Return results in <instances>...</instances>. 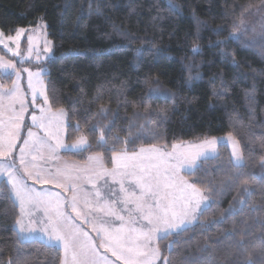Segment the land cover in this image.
Returning a JSON list of instances; mask_svg holds the SVG:
<instances>
[{
    "label": "trees",
    "instance_id": "trees-1",
    "mask_svg": "<svg viewBox=\"0 0 264 264\" xmlns=\"http://www.w3.org/2000/svg\"><path fill=\"white\" fill-rule=\"evenodd\" d=\"M260 3L264 0H0V28L6 34L41 20L47 25L53 56L39 68L48 70L44 79L50 105L67 113L68 142L85 136L91 145L62 151L63 157L85 162L99 154L110 167L113 151L170 147L229 133L238 140L242 167L231 163L229 145L220 143L218 155L198 161L200 167L186 173L215 203L199 217L203 223L160 239L158 264L165 259L169 264H264V28L257 36L249 30L241 34L237 27L250 7ZM233 31L239 41L229 39ZM217 41L226 43L214 46ZM0 51L14 59L1 46ZM0 81L9 86L13 76L0 75ZM149 88L174 98L157 96L145 104ZM221 89L226 94H219ZM101 107L109 109L106 115ZM146 107L163 110L166 118L145 113ZM32 112L33 107L24 125L31 126ZM93 124L104 129L108 147L97 143ZM131 124L136 127L125 131ZM130 135L138 136L134 143L116 140ZM240 200L247 202L243 210L228 215L230 207H241ZM19 216L11 186L2 179L0 264H62L61 247L17 235ZM221 216L223 222L213 223Z\"/></svg>",
    "mask_w": 264,
    "mask_h": 264
},
{
    "label": "snow or ice",
    "instance_id": "snow-or-ice-1",
    "mask_svg": "<svg viewBox=\"0 0 264 264\" xmlns=\"http://www.w3.org/2000/svg\"><path fill=\"white\" fill-rule=\"evenodd\" d=\"M237 27L242 30L241 34H243L244 21L240 20ZM220 30L222 29L216 31ZM25 31L23 28L16 31L17 47L8 49L13 56H21L18 41ZM4 39V34L0 32V44L8 48V45L4 44ZM7 39L12 40L13 38L7 37ZM229 39L239 41L240 37L233 31L230 33ZM28 40V58H30L32 37L29 36ZM223 43L226 41H217L214 46ZM249 43H255V41ZM192 50L194 53L198 52L199 47L194 46ZM50 51V48L46 49V52ZM221 55L228 56L230 53L222 51ZM40 59V54H36L35 60L40 61ZM233 65L239 66L235 60ZM0 71L14 74L17 81L21 78L22 72L27 73L28 88L31 90L30 103L34 106L31 114V126H26L24 125V116L28 111V101L24 95L20 94L17 87L0 90V157L9 160L8 164L0 163V175L7 176V183L11 186L20 208V216L14 224L15 230L21 239H26L39 232L49 244H59L66 256L71 250V264H108V252L115 258L113 264L116 261H122L123 264H156L160 258V251L158 247L154 246V239L156 237L167 238L173 234L180 236L191 227L203 223L199 217L215 203L195 184H190L187 181H181V194L172 195L178 171L183 169L190 173L195 172L200 167L198 161L206 159L210 154L218 155L215 145L221 141L232 144L231 163L237 168L243 166L244 161L238 146L239 142L232 140V134L229 133L226 138H221V141L215 137L201 141L200 144L194 146L198 151L191 154L168 153L155 146L148 149L140 148L138 153H133L131 156L113 151L112 159L117 163L111 170L103 169L101 166L102 170L95 174V180L102 181V183L99 187L93 183L95 189L93 192L89 193L80 189L79 195L73 194L66 202L61 200L59 193L41 195L33 185L28 183L29 180L34 181L35 184L56 182V187L63 189L64 184L59 181H72L77 177L72 176L67 169L51 170L43 164L36 163L37 156L32 153H39L45 148L54 154L60 149L65 151L86 150L91 145L85 136H80L73 144L62 142L60 136L66 130L65 122L63 119H56L54 124L53 121L57 115L63 117L65 114L62 109L58 114L51 112L42 80L45 69H37L35 72L27 68L18 69L14 62L0 58ZM148 93L149 95L144 98L145 104L147 99L157 96H172L174 98V94L162 92L159 88H149ZM219 94H226L225 90L221 89ZM5 96L9 99L7 122L4 120V105L2 103ZM38 96L42 98L40 104L37 103ZM36 108L40 110L41 115H36ZM108 111L107 108H100L101 114L106 115ZM46 113L48 114L46 115ZM145 113L158 116L161 120L166 118V113L163 110L157 112L146 107ZM85 119L87 120L88 117L86 116ZM148 123L151 124V121L149 120ZM32 126L42 130L43 135L33 132ZM106 127L111 133L113 125ZM132 127H136V125L131 124L124 130L131 132ZM74 128L77 131L80 130L79 121L75 122ZM140 128L143 131V126ZM90 130L99 131L97 143L100 146L108 147L103 128L93 124ZM22 132L26 133L23 138ZM137 138L138 136L132 137L131 135L128 139L117 136L116 140L127 144L134 143ZM17 143H20L18 158L13 156ZM176 147L173 145L174 149ZM112 148L109 150L112 151ZM28 156H31V159H28ZM17 159L18 164L16 163ZM41 159H43L42 156ZM88 159L98 161L102 157L89 156ZM124 159L146 160L148 163L120 164L119 161ZM118 176L119 179H117ZM112 184L118 185V188L112 187ZM70 186L75 193L76 186L74 184ZM102 189L106 190L107 195ZM245 192L249 197L252 194L247 186ZM89 196L92 197L91 200H89ZM45 199L50 205L51 212L50 214L46 212L44 219L25 211L26 206L36 207ZM81 202L88 209L87 212L82 210ZM118 203L122 205L119 209L116 207ZM238 203L241 207H230L228 215L241 212L247 202L240 200ZM123 212L127 213V219L122 214ZM94 213L102 214L98 225L95 223ZM224 219L225 217L221 216L213 223H221ZM80 222L90 226L91 231L99 238V243L80 226ZM101 248L105 250L103 253ZM168 249L169 251L174 250L172 245H168ZM163 264H169L167 259ZM248 264H252L251 260L248 261Z\"/></svg>",
    "mask_w": 264,
    "mask_h": 264
},
{
    "label": "rangeland",
    "instance_id": "rangeland-1",
    "mask_svg": "<svg viewBox=\"0 0 264 264\" xmlns=\"http://www.w3.org/2000/svg\"><path fill=\"white\" fill-rule=\"evenodd\" d=\"M241 20L244 21L243 31L249 30V31L253 32V34L259 36V34L261 33L262 29L264 28V3L256 4V5L252 6V7H250V9L246 12V14L243 16V18ZM42 25L44 26L43 28L41 27ZM21 28L25 29L26 31L24 32V34L21 37H19V41L18 42H19V51L21 53V56L16 57V56H13L12 53L8 49L9 48L15 49L17 47L16 31L18 29H21ZM18 29L13 34H6L0 28V32H2L4 34V37H5L4 44H7L8 48H5L3 46V44H0V46L5 51H7L9 53V56H11V58H14V59H10L9 57H6L5 55H3L1 53V51H0V58H3L6 61L14 62L18 69L27 68V69H30L33 72H35L37 69H45L46 70L45 73H46L48 71L46 67H43V68H39V67H40V64H42L43 62L47 61L49 58H51L53 56V49H54L53 42H52V40L50 39V37L48 35V30H47L46 23L41 20L36 26L19 27ZM238 31H239V33L242 32V30L240 28L238 29ZM29 36L32 37V40H31V57L30 58H28L29 57V40H28ZM7 37H12L13 39L9 40V39H7ZM23 40L27 41L26 47H24L25 43L23 44ZM47 48H50L51 51L50 52H46ZM38 53L41 56L40 61H36L35 60V56ZM8 74L13 76V81H12L11 85H9V86H3L1 81H0V90H7V89H12L13 87H17L19 92H20V94L24 95L26 101H28V111L32 107H33V110H34V106L30 103L31 90L28 88L27 73L26 72H22L21 78L17 81V78H16V76L14 74L4 73V72L0 71V75H8ZM42 80H43V83L45 85V90L47 92L44 75L42 76ZM14 82H15V84H14ZM2 103L4 105V120L7 122V118L9 116V111H8L9 99H8L7 96H5L3 98ZM37 103L38 104L42 103V98L39 97V96L37 98ZM48 105H50L49 98H48ZM50 107H51V105H50ZM60 110L61 109L55 110V109H53L51 107V112L52 113H57L58 114ZM62 110H63L65 115L63 117H59L57 115V117L54 118L53 123L55 124L56 119H63L64 122H65L64 123V127L66 129L67 113H66V111L64 109H62ZM28 111L25 113L24 121H25V118H26V116L28 114ZM35 112H36L37 116L41 115L40 110L38 108L35 109ZM31 114H30V120H31ZM47 114L48 113H46V115ZM32 130H33V132H38L40 135H43V131L38 129L35 126H34V128H32ZM227 136H228V134L222 135V136H216L215 138H217L218 141H221V138H226ZM60 138H61L62 142L65 143V144H73V143H75L77 141L76 140L74 142H68L66 140V130L61 134ZM203 140H206V139H203ZM203 140H198V141L188 140V141L177 142V143L173 144V145L177 146L175 149L173 148V145L170 146V147L162 146V145H153V146H155L156 148L161 149L164 152H168V153L191 154V153H195L196 151H198V149L195 148L194 146L197 145V144H200V142L203 141ZM232 140L238 141L233 136H232ZM220 143H227L229 145V147H230V150H231V147H232L231 142L221 141V142H218L215 145V151L217 149V152H218V145ZM238 146H239V148L241 150L240 144ZM151 147L152 146H145V147H142V148L148 149V148H151ZM139 149L137 151H134V152H120V153L125 154L126 156H131L133 153H138ZM199 150H204V149H199ZM62 151H65V150L60 149L54 154V153L50 152L49 150H47L45 148L43 151H41L39 153H36V152L32 153V155H36L37 156L36 163L43 164L46 168H49L51 170H55L57 168H59L61 170H64V169L70 168L74 164H78V163H75L77 160L74 161V159H69V158L63 157L61 155ZM69 151H77V150H69ZM241 153H242V151H241ZM41 156L43 157V159H41ZM209 156H212V155L210 154ZM242 157H243V154H242ZM27 158L31 159V156H28ZM243 161H244V157H243ZM77 162H81V161H77ZM0 163L8 164L9 160L7 158H5V157H0ZM116 163L117 162L114 161V166H115ZM119 163L120 164L128 163L130 165L134 164V163L135 164H140V163L147 164L148 161H146V160L142 161V160L124 159V160H120ZM66 165H67V167H66ZM187 172L188 171L180 169L178 171V173L176 174V179L174 180L175 190H173L171 192L172 195L181 194L180 193V189L182 187L181 181H187L190 184H194L192 179L189 176L186 175ZM119 178L120 177L118 176L117 179H119ZM1 179H6L7 180V176L6 175H0V180ZM59 182L62 183L61 181H59ZM28 183L33 185L35 190L37 192L41 193V195L55 193V191L59 190V188L57 189V187H56V182H53V183H50V184H44V183L35 184L34 181L29 180ZM83 183H85V182H83ZM111 186L114 187V188H118V185H116V184H112ZM126 186H127V184H126ZM80 189H83L85 192H89V193H91V192H93L95 190L93 187L89 188L88 185H85V184L84 185L82 184L80 187H77L75 189V193H74V190H69V189L59 190L60 193H61V196H60L61 200L66 202L73 194L79 195V190ZM102 191H104V194L107 195V192H106L105 189H102ZM202 191H203V193L205 195H208L209 199L211 200L209 194L206 191H204V190H202ZM14 197H15V195H14ZM91 199H92V197L89 196V200H91ZM116 207L119 209V208L122 207V205H120L118 203ZM130 207H131V205H130ZM81 208L85 212L88 211V209L86 207H84L83 202H81ZM25 211L33 213L35 217H38L40 219H44L45 213L47 212V213L50 214L51 209H50V205H49L47 199H45V200H42L39 204H37L36 207H32L30 205L26 206ZM122 214H124L126 219H127V213L123 212ZM101 216H102V214L94 213V220H95V223L97 225L100 223V217ZM116 223H119V222H116ZM80 226L83 227L85 231H88L89 235L92 236L93 239H96L97 243H99V238L96 236L95 233H93L91 231V228H90L89 225H84L82 222H80ZM32 239H40V240H43V241L47 242L46 240L43 239L42 235L39 232L35 233L34 235H32V236H30V237H28V238H26L24 240H32ZM160 239H161L160 237H156L154 239V246L158 247L159 251H160V258L157 260L156 264H158L160 262V260H161V250H160V245H159ZM55 245L61 247L59 244H55ZM61 249L63 251L62 264H71V250H69V253L66 256L62 247H61ZM104 251L105 250L103 248H101V252L103 253ZM107 260H108V264H113V262L115 261V258L111 256L110 252L107 253ZM115 264H123V262L122 261H116Z\"/></svg>",
    "mask_w": 264,
    "mask_h": 264
},
{
    "label": "crops",
    "instance_id": "crops-1",
    "mask_svg": "<svg viewBox=\"0 0 264 264\" xmlns=\"http://www.w3.org/2000/svg\"><path fill=\"white\" fill-rule=\"evenodd\" d=\"M32 128H34V126H32ZM216 153H217V149H216ZM91 156H101V155L93 154ZM212 156H214V155H212ZM75 163H78V164H74L70 168H67V170L72 176L77 177V178L72 180V181L62 180L61 182L64 184L63 189L73 190V188L70 186L71 184H74L76 186V188L80 187L82 184L88 185L89 188H92L93 183H96L97 187H99L101 185L102 181L95 180V174L102 170L101 166H103V169H108V170H111L114 167V161H113L112 166L107 167L104 164L103 159L98 160V161L87 159V161H85V162H77L76 161ZM66 167H67V165H66ZM83 182H85V183H83ZM57 189H58V187H57ZM63 189L59 188V190H63ZM59 190L55 191V193H59L61 196V193Z\"/></svg>",
    "mask_w": 264,
    "mask_h": 264
},
{
    "label": "bare ground",
    "instance_id": "bare-ground-1",
    "mask_svg": "<svg viewBox=\"0 0 264 264\" xmlns=\"http://www.w3.org/2000/svg\"><path fill=\"white\" fill-rule=\"evenodd\" d=\"M208 157H212V156H208ZM208 157H207V158H208Z\"/></svg>",
    "mask_w": 264,
    "mask_h": 264
}]
</instances>
